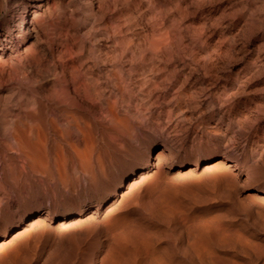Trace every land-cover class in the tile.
<instances>
[{
  "label": "rangeland",
  "instance_id": "rangeland-1",
  "mask_svg": "<svg viewBox=\"0 0 264 264\" xmlns=\"http://www.w3.org/2000/svg\"><path fill=\"white\" fill-rule=\"evenodd\" d=\"M108 101L120 120L111 119ZM63 106L91 116L79 121L83 131L73 125L67 135L84 151H102L104 172L94 184L79 176L74 154L71 182L60 179L59 138L41 116L64 129ZM16 127L32 132L37 146L47 136L48 162L40 166L23 152ZM167 146L174 162L156 172L149 158ZM224 155L237 158L233 170L208 169ZM144 171L132 184L134 196L121 198L130 176ZM258 186H264V0H1L0 241L8 232L0 264H110L103 257L113 223L74 232L19 230L47 209L53 228L66 212L70 222L105 221L122 200L113 217L128 218L122 224L138 249L135 264H264V193L244 195Z\"/></svg>",
  "mask_w": 264,
  "mask_h": 264
},
{
  "label": "bare ground",
  "instance_id": "bare-ground-1",
  "mask_svg": "<svg viewBox=\"0 0 264 264\" xmlns=\"http://www.w3.org/2000/svg\"><path fill=\"white\" fill-rule=\"evenodd\" d=\"M38 1V0H37ZM1 2V0H0ZM45 3V2H44ZM16 4V3H15ZM43 4L42 2L39 4V6ZM47 7V6H46ZM49 7V6H48ZM29 8V6H28ZM51 9V8H50ZM13 11V10H12ZM27 8H26V12H25V15L22 16V23L25 21L26 19V14H27ZM11 16V15H10ZM9 18V17H8ZM55 18V17H54ZM28 24V23H27ZM14 32V31H13ZM6 35V34H5ZM13 35V34H12ZM8 36V35H7ZM6 37V36H5ZM113 58V57H111ZM84 64V63H83ZM123 64V63H122ZM121 64V66H122ZM123 69V68H122ZM109 72V71H108ZM82 73V72H81ZM194 73V72H193ZM108 74V73H107ZM76 75V73H75ZM74 75V76H75ZM86 75V74H85ZM79 76V75H78ZM123 77V76H122ZM205 77V76H204ZM76 78V76H75ZM118 78V77H117ZM189 79V78H188ZM108 80V79H107ZM119 80V81H118ZM75 81V80H74ZM82 81V80H81ZM81 81H78L79 83ZM88 81V80H87ZM117 85L119 88L122 87L123 85V80L122 78H119L117 79ZM77 82V81H75ZM74 82V83H75ZM98 82V80L96 81ZM78 83V84H79ZM217 83V82H216ZM77 84V83H76ZM82 84V83H81ZM80 84V85H81ZM90 84V83H89ZM109 84V82H108ZM108 87V86H107ZM78 88H79V85H78ZM101 88V87H100ZM103 88V87H102ZM101 88V89H102ZM118 88V89H119ZM80 89V88H79ZM104 89V88H103ZM106 90V89H105ZM71 91V90H70ZM111 91V90H110ZM121 91V90H120ZM95 92V90H94ZM106 92V91H105ZM93 94V93H92ZM100 100V99H99ZM60 102V101H58ZM105 102V101H104ZM107 102V101H106ZM92 103V102H91ZM109 105V114L111 116V119H115V120H120L118 114H117V109H116V106L114 105V102H110L108 101ZM113 103V104H112ZM179 104V103H178ZM78 105V104H77ZM90 105V104H89ZM75 106V105H74ZM92 106V105H91ZM223 106V105H222ZM102 107V106H101ZM64 112H65V116H66V120H67V126L66 128L64 129H59L56 127L54 121H50V123L47 121V116L46 114H43L41 116V120H42V125L45 123L47 128H52L54 130V132L57 134L58 138H59V141H58V147L56 149V155L59 157V166L60 167H63L62 168V172L60 173V179L62 180V183L64 184H67V183H70L71 180H72V175L69 173V169H68V160L70 159V156L74 154L75 158H77V160L79 161L78 162V165H79V171L82 172V174H79V176H86V180L87 181H90L92 184L95 183V177L97 175V172H104V169H103V166H102V161H103V154H102V151L101 150H97L95 151V149L93 150H90V152H87V151H84L83 149H80L76 143L74 141H72L69 137H68V133L70 131V126H73V125H76L78 128H80V130L82 129V127L80 126V120L82 118L86 119L90 122L92 121L91 119V116L90 114L86 113L85 111L79 109V107H71V106H63L62 107ZM98 108V107H97ZM35 109V108H34ZM121 109V108H120ZM85 110V109H84ZM92 111V110H91ZM204 111V110H203ZM50 113V111H49ZM52 113V112H51ZM91 113V112H90ZM119 113V111H118ZM51 118V117H50ZM55 118V117H54ZM161 119V118H160ZM114 120V121H115ZM80 121V122H79ZM86 121V120H85ZM88 121H86L85 123H87L88 125ZM16 123V122H15ZM38 123V122H37ZM47 123L49 125H47ZM101 125V124H99ZM104 124H102L103 126ZM124 125V124H123ZM167 125V124H166ZM89 126V125H88ZM87 126V127H88ZM106 126V125H105ZM40 127V126H39ZM108 127V126H107ZM89 128V127H88ZM111 128V127H109ZM90 129V128H89ZM87 129V130H89ZM252 129V128H251ZM91 130V129H90ZM33 131V135H35L36 137L39 136L40 132L39 130H32ZM47 131V129H46ZM83 131V130H81ZM92 131V130H91ZM13 135L17 141V144L19 145V147L23 150V152L25 154H27L29 157L32 158V161L34 163H36L37 161H35L36 159L39 161L37 162L38 164H40V166L44 163H46V161L48 162L49 161V156H50V150L47 149V136L44 135V138L41 141L40 143V148L39 146L35 145L32 140H31V134L32 132H27L25 130H22L20 129L19 127H16L14 130H13ZM42 133V131H41ZM47 133V132H46ZM129 133V132H128ZM84 135H86L84 132H83ZM236 134V133H235ZM43 135V134H42ZM177 135V134H176ZM117 136V135H116ZM43 137V136H41ZM89 138V137H88ZM239 138V137H238ZM93 141V139H92ZM81 143V142H80ZM39 144V143H37ZM120 144V143H119ZM83 145V144H82ZM89 145V144H88ZM124 145V144H123ZM83 147V146H82ZM86 148V147H85ZM15 149V148H14ZM69 149H73V151L75 153H71L69 152ZM150 149V148H149ZM152 149V148H151ZM230 149V148H229ZM16 151V150H15ZM174 151V150H173ZM171 152V149L167 146V147H164L162 149H159L157 152H156V155L154 157H152L151 159L149 158V163H151L150 165L152 167L155 168L154 171L156 172H159V173H162L164 172L166 169H168L169 167L172 166L173 162H174V156L170 154ZM175 155V154H174ZM239 157V156H238ZM213 158V156H212ZM202 159V158H201ZM192 161V160H191ZM194 161V160H193ZM229 161H235L234 163H231L229 164ZM209 167L208 169L209 170H217V169H221L223 167H227L228 169L230 170H233L235 166H237L238 162L237 161V158H234L233 156H228V155H224L223 157L221 158H218V159H215V160H210L209 161ZM107 163V162H105ZM194 163V162H193ZM198 163V162H197ZM195 164L193 167H190V171L188 172V174H191L194 169H196L199 165L198 164ZM188 164V163H187ZM184 165H180V168H183ZM58 168V167H57ZM146 168V167H145ZM149 168V167H148ZM39 169V168H38ZM152 170V169H151ZM46 171V170H45ZM143 171V170H142ZM183 170L182 169H179L176 171V174L179 176V174L182 172ZM235 171V170H234ZM148 171H144L140 174H138V172L136 173H133L130 178L132 179V181L129 182V184L127 185L128 187V190H126L125 192L121 193L120 196L121 198L129 195V197H131V194H133L132 196H134V190L130 191V189L132 188V184L134 182H138L139 178L138 177H143L145 174L144 173H147ZM236 172V171H235ZM165 174V173H164ZM192 175V174H191ZM224 176V175H223ZM229 176V175H228ZM167 177V176H164V178ZM43 178V177H42ZM48 178V177H46ZM168 179V178H167ZM170 179V177H169ZM179 179V178H178ZM181 179V178H180ZM187 179V178H186ZM185 179V180H186ZM52 181V180H51ZM113 181V180H112ZM169 182V180H166V182ZM174 181V180H173ZM181 181V180H180ZM172 182V181H171ZM175 182V181H174ZM61 184V183H60ZM118 185V184H117ZM122 186V185H121ZM159 186V185H158ZM66 187V186H65ZM117 187V186H116ZM67 188V187H66ZM95 190V189H94ZM141 190V189H140ZM79 191V190H78ZM111 193V192H110ZM109 193V194H110ZM113 193V192H112ZM260 193H264V186H258L256 187L255 189H252L251 191H248L247 194H244L247 196V199L249 200H252V198H256L257 196L261 195ZM108 196V195H107ZM150 198H151V195H149ZM148 196V197H149ZM157 196V195H156ZM91 197V196H90ZM137 199H140L142 197V195L140 193H137L136 195ZM94 198V197H93ZM106 198V197H105ZM149 198V199H150ZM264 198V196H263ZM83 199V198H82ZM246 199V200H247ZM257 199V198H256ZM79 200V199H78ZM107 200V199H106ZM129 200V198H128ZM70 201V200H69ZM263 201V200H262ZM154 202V201H153ZM156 202V201H155ZM129 203V202H128ZM97 205V208H99L100 206V202L98 201L96 203ZM108 204V203H107ZM123 204V200L119 202V204L117 206H115V208H113L111 211H109V213H107L106 217H105V221H97L95 220L94 218H91L90 216L87 217V219L85 220H82L80 218V216L77 217V219L73 222H70V218L73 216L71 213L72 212H66L60 219L59 221L56 223V227H51V224L47 223L46 221V218H48L50 215V210L47 209V211H40L37 213V215L32 218L25 226L24 228L20 229L19 232L21 231H25L27 233H30V231H32L33 233V230H37L39 233H53L54 231L55 232H61V231H68V232H74V230H76V228L78 226H82V225H87V226H99L100 224H105L106 226H111V224H115V228L114 230L112 231V233L109 234V239H108V248H107V251L103 257V260L104 262H109L110 264H119L121 261H125L127 263H130V264H135L136 262V259H137V256H138V249L136 248L135 246V240H134V237L125 231L124 229V225L125 224H122L123 222L124 223H127L126 220V215H121V216H114L113 217V211L114 210H117L120 208V206ZM83 205V204H82ZM181 205V204H180ZM105 206V204H104ZM38 208V207H36ZM79 212L80 214H82V208L79 207ZM85 208V207H84ZM186 208V207H185ZM65 209V208H64ZM78 209V208H77ZM111 209V208H110ZM109 209V210H110ZM178 209V208H177ZM122 210V209H121ZM88 211V210H87ZM96 211V210H95ZM179 211V210H178ZM74 212V211H73ZM154 209H151L149 210V213L150 214H154ZM163 211H161L162 213ZM175 212V211H174ZM36 213V212H35ZM55 213V212H54ZM58 213V212H57ZM56 213V214H57ZM62 213V212H61ZM115 213V212H114ZM121 213V212H120ZM118 212V214H120ZM125 213V212H124ZM127 213V212H126ZM163 214V213H162ZM182 214V213H181ZM90 215H92L90 213ZM177 215V214H176ZM58 216V215H57ZM158 216V215H157ZM221 216V215H220ZM212 217V216H211ZM130 218V217H129ZM201 218V217H200ZM210 218V217H208ZM218 218V217H217ZM239 218V217H238ZM55 219V217H54ZM75 219V218H74ZM81 219V220H80ZM101 219V217H100ZM131 219V218H130ZM213 219V218H212ZM132 220V219H131ZM201 220V219H200ZM198 221V220H196ZM264 221V220H263ZM53 223V222H52ZM130 223V222H129ZM184 223V221H183ZM215 223V222H214ZM24 224V223H23ZM112 224V225H113ZM132 224V223H131ZM130 224V225H131ZM127 225V224H126ZM134 225V224H133ZM143 225V224H142ZM145 225V224H144ZM195 225V224H194ZM206 225V224H205ZM3 226V225H2ZM137 226V224H136ZM159 226V225H158ZM4 227V226H3ZM127 227H130V226H127ZM126 227V228H127ZM202 227V226H201ZM215 227V226H214ZM135 228V227H132V229ZM186 227H184L185 229ZM3 229V228H2ZM113 229V228H112ZM188 227L186 228V232H191V230H187ZM128 230V229H127ZM136 230V228H135ZM138 230V229H137ZM144 231V230H143ZM154 231V230H152ZM220 231V230H219ZM225 231V230H224ZM8 232V231H7ZM7 232L5 231L4 234L2 235V238L1 241H0V246L2 244L5 243V236L7 235ZM221 232V231H220ZM223 232V230H222ZM226 232V231H225ZM224 232V233H225ZM34 234V233H33ZM67 234V233H66ZM188 234V233H187ZM53 235V234H52ZM34 236V235H33ZM91 236V230L88 232V235L87 237L89 238ZM22 237V236H21ZM20 237V238H21ZM41 237V236H40ZM19 238V239H20ZM36 239V238H35ZM38 239V238H37ZM149 239V238H148ZM242 239V238H241ZM18 240V239H17ZM106 241V240H105ZM7 242V241H6ZM183 242V241H182ZM203 242V241H202ZM247 242V241H246ZM31 243V242H30ZM50 243V242H49ZM93 242H90V244H92ZM95 243V242H94ZM141 243H143V241H141ZM202 244V243H201ZM113 245H117L119 247V250H118V253H115L113 251L114 247ZM213 246V245H212ZM262 246V244H261ZM31 247V246H30ZM262 248V247H261ZM12 249V248H11ZM34 249V248H33ZM3 250V249H2ZM26 251V250H25ZM24 251V252H25ZM11 252V251H10ZM146 252V250H145ZM191 252V251H190ZM197 252V251H196ZM147 254V252H146ZM149 254V253H148ZM147 254V255H148ZM188 254V253H187ZM151 255V254H150ZM186 255V254H185ZM42 256V255H41ZM233 256V255H232ZM149 257V255H148ZM215 257V256H214ZM213 257V258H214ZM222 259V258H221ZM33 260V259H32ZM212 260V259H211ZM234 260V259H233ZM37 261V260H36ZM96 261V259H92L90 261V264H93V262ZM222 261V260H221ZM41 262V261H40ZM97 262V261H96ZM76 263V262H75ZM74 263V264H75ZM98 263V262H97ZM185 263V262H184Z\"/></svg>",
  "mask_w": 264,
  "mask_h": 264
}]
</instances>
